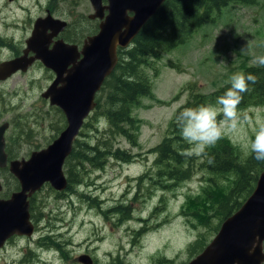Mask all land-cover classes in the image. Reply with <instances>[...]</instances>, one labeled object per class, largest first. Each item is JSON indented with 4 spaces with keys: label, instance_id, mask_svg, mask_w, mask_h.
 I'll use <instances>...</instances> for the list:
<instances>
[{
    "label": "rangeland",
    "instance_id": "rangeland-1",
    "mask_svg": "<svg viewBox=\"0 0 264 264\" xmlns=\"http://www.w3.org/2000/svg\"><path fill=\"white\" fill-rule=\"evenodd\" d=\"M25 2L24 12L17 2L0 0V14L19 19V27L3 26L1 31L17 40L23 38L29 13L34 15L39 10ZM76 8L78 12L71 18L74 24L92 11L87 5ZM246 41H252L251 48L241 55L240 48ZM124 52L122 62L128 60ZM9 54L7 49H0V61ZM257 56H264V0L225 8L221 16L192 28L183 43L162 49L161 58L148 59V64L140 66V73L150 80L153 96L142 97L132 111L140 121L139 129H133L139 135L136 146L122 135L112 136L105 114L111 91L105 87L99 91L96 98L102 97L100 107L96 102L86 117L79 142L91 146L109 143L114 149L121 147L138 156L130 163L110 157L100 168L88 162L68 166L74 180L82 178L85 184L74 183L73 190L67 192L46 184L32 202L36 231L31 241L18 236L1 253L0 264L18 263L24 256L22 250L30 252L24 257L28 264H84L79 261L83 254L91 255L94 264H188L198 246L210 243L217 234V218H212L208 228L191 215L182 214L186 197L197 193L202 184L207 185L203 180L206 175L197 171L191 180L164 193L162 187L149 181L150 176L158 179L159 170L152 149L167 135L171 120L193 93L209 94L230 84V77L243 73L244 65L264 67L252 63ZM46 74L34 68L0 81V123H10L9 145L19 157L29 158L35 150L47 147L67 125L62 109L42 96L48 83ZM125 79L135 78L126 74ZM238 116L237 129L224 136L239 146L245 158L250 154L245 145L264 124V107L239 109ZM228 178L217 180L226 186L233 180ZM6 186L15 189L16 183L8 180ZM163 193L167 208L155 214ZM116 206H130L132 217L120 221V214L112 210ZM197 207L194 200H189L188 211Z\"/></svg>",
    "mask_w": 264,
    "mask_h": 264
},
{
    "label": "trees",
    "instance_id": "trees-1",
    "mask_svg": "<svg viewBox=\"0 0 264 264\" xmlns=\"http://www.w3.org/2000/svg\"><path fill=\"white\" fill-rule=\"evenodd\" d=\"M255 0H168L159 9L158 13L146 24L141 33L133 40V44L125 50L128 60L120 61L112 74L105 79L103 88L111 91L108 101V108L105 112L109 122L112 136L125 137L131 144L139 145V135L134 130L139 129L140 121L135 119L132 111L140 104L144 96H153L152 85L148 78L140 73V66L148 64L150 58H161L162 49L173 48L184 42L187 33L192 28L201 27L205 22H210L214 17L221 16L223 10L233 4H252ZM243 73H251L257 78V82H249V90L242 94L238 105L239 109H246L253 105L264 107V67L244 65ZM130 75L135 79L127 80L125 76ZM230 84L211 92L193 93L189 101L179 108V111L186 107H198L200 105H215L217 97L224 94ZM101 95L98 97L97 108L101 103ZM162 101V100H161ZM165 104V102H161ZM175 115V116H176ZM222 116H218V119ZM134 129V130H133ZM189 145L182 139L180 131L175 124V117L171 120L168 133L152 151L156 153L155 165L157 180L149 179L155 185L163 188L164 193L177 187L180 184L191 180L197 171L205 174L203 179L207 185L202 186L197 193L186 197L188 207L189 200H194L197 208L190 211L182 206V214L191 215L198 224L203 227L212 225V218L219 220L214 232H218L222 222L238 210L254 192L258 177L264 171V162L257 161L250 153L244 158L239 148L231 139L224 136L214 146L206 150L201 157H184L180 153ZM138 154L122 149L113 148V145L91 146L88 142L80 143L79 137L74 142V147L67 158L65 172L68 176L69 185L65 189L72 191L74 183L85 184V180L72 177L68 166L74 162L84 165L85 162L100 168L110 157L117 161L132 162ZM233 179L230 185L219 184L217 178L227 177ZM142 179V178H141ZM203 183V182H202ZM228 188V189H227ZM163 193L160 203L155 207V214L167 205L164 201L166 195ZM112 210L120 214V221L131 218L130 206H116ZM207 219V220H206ZM199 245L196 254H199L209 244ZM196 245L192 246L195 249ZM191 250V248H190Z\"/></svg>",
    "mask_w": 264,
    "mask_h": 264
},
{
    "label": "water",
    "instance_id": "water-1",
    "mask_svg": "<svg viewBox=\"0 0 264 264\" xmlns=\"http://www.w3.org/2000/svg\"><path fill=\"white\" fill-rule=\"evenodd\" d=\"M164 1L111 0L110 15L103 23L101 33L88 40L80 61H75L74 58L70 61L77 65L79 70H75L76 79L69 82L72 86L68 87V90L76 89L79 86H85V90H87V99L81 100V106L78 109H75L76 103H70L64 99L60 98V101H54L53 98L57 92L55 88L63 87L65 84L63 80L68 76V74L64 76L66 73L64 69L56 70L57 78L48 90V94L51 96L52 104L58 105L66 115L68 125L52 143L42 150L33 152L29 159H16L9 162L10 171L19 179L21 189L15 191L8 199H0V248L14 235L33 236L36 226L31 216L30 197L34 193L41 190L46 183H50L58 191L68 188L69 181L64 165L73 150L74 142L85 118L96 106L95 94L100 91L106 77L114 71L118 63V46H128ZM128 9L135 12L131 19L127 16ZM124 25H126V29L122 30ZM69 46L67 44L65 46L66 55ZM46 55L44 53L43 56ZM73 56L75 55L72 54ZM30 63V61L20 58L2 64L0 79L8 77L20 68L25 70ZM49 63L51 64V62ZM82 63H86L87 71L80 69ZM59 83H62L60 87H58ZM65 107L70 109L69 112ZM70 112L72 116H70ZM5 127L6 125L0 128V167L8 165L3 136ZM63 138L64 144L60 151L54 155V161L52 158H47L45 163L41 164L40 156ZM54 169L59 179L53 175ZM23 209L27 214L25 227H23L21 219ZM257 237L260 238V241H264V171L260 174L251 196L237 212L225 219L214 239L188 264H263L264 252L259 245L250 254ZM79 261L84 264H93V258L89 254L80 256Z\"/></svg>",
    "mask_w": 264,
    "mask_h": 264
},
{
    "label": "flooded vegetation",
    "instance_id": "flooded-vegetation-1",
    "mask_svg": "<svg viewBox=\"0 0 264 264\" xmlns=\"http://www.w3.org/2000/svg\"><path fill=\"white\" fill-rule=\"evenodd\" d=\"M25 1L26 0H8V2L10 3L17 2L19 5V9L24 12L27 11V4ZM28 1L31 2L33 5L39 7V10L34 15L29 13L28 18L24 21L25 23L23 29L24 35L21 40H17L14 36L7 35L5 33H2L1 31V28L3 26L6 29L19 27L18 26L19 19L14 16L3 17L0 14V49H7L10 52L9 57L0 61V68L2 64L20 58H24L26 61H30L31 63L27 66L25 70L20 68L11 75H9L8 77L0 79V81L8 80L11 77H13L15 74L27 73L34 68H38L39 70L45 71L47 73L45 79L48 81V83L45 85L47 87L43 91L42 96L45 99H48L50 102L51 96L48 94V90L56 81L57 78L56 70L71 69L74 65L73 62H70L72 58H74L75 61L76 60L80 61L83 58V50L85 44L88 42L90 38L95 37L101 33L103 23L107 21V18L110 15L109 6L111 0H28ZM85 5H87V7H89L90 10L92 11L89 12L88 16L80 17L78 19L77 24H74L71 18L74 15H76V13L78 12V8L76 7L85 6ZM157 13H155L151 18H149L146 21L142 29L135 36V38L141 33V31L146 26V24ZM134 15L135 12L129 9L127 10V16L129 19L133 18ZM125 29H126V25L122 27V30ZM66 44L70 45L69 50H67V53L69 54L71 53L75 56H73L71 59H68V61L65 62V56H67L65 54ZM44 53L47 54L45 57L43 56ZM49 62H51L52 65ZM66 74L67 73H64V76ZM61 85L62 83H59L58 87H60ZM4 125H6V127L3 136L5 141V151L8 155V163H7L8 165L7 166L5 165L4 167H0V184H1L0 199H8L15 191L21 189L20 188L21 184L19 182V179L10 171L9 162L16 159L30 158V157L28 158L27 156L19 157V154H17V152L10 147L9 138H8V130L10 127V123L8 121H4L0 123V128L3 127ZM39 150H35V151H39ZM8 180H12L16 183L15 189H9V187L6 186V181ZM44 186L42 187V189L44 188ZM39 191H37L36 193H34L32 197H30L31 216H32V202L34 201L36 194ZM33 222L35 223L34 220ZM35 231H36V227H35ZM18 236L20 235H14L6 241L5 245L2 248H0V255L6 248H8L15 241L16 238H18ZM20 238L26 239L28 241H31L32 239L27 236L25 237L20 236ZM27 247L29 248L30 245H28ZM22 251L24 256L16 264H28V259L24 257H26V255L30 252L29 250H22ZM15 262L16 261H14V263Z\"/></svg>",
    "mask_w": 264,
    "mask_h": 264
},
{
    "label": "clouds",
    "instance_id": "clouds-1",
    "mask_svg": "<svg viewBox=\"0 0 264 264\" xmlns=\"http://www.w3.org/2000/svg\"><path fill=\"white\" fill-rule=\"evenodd\" d=\"M252 41H246L240 48L241 55L247 54L251 48ZM236 59L235 53L233 54ZM223 63V62H221ZM252 63L264 66V56H257ZM249 82L255 84L257 78L249 73H234L230 77V87L223 95L217 97L215 105H200L198 107H186L175 116V124L180 131L182 139L189 145L180 154L184 157H201L206 150L220 141L226 132H233L240 123L238 116V105L242 94L249 90ZM218 116L222 118L218 119ZM245 148L257 161L264 162V124L260 125ZM264 252V241L256 238L252 245L250 254L257 246Z\"/></svg>",
    "mask_w": 264,
    "mask_h": 264
},
{
    "label": "bare ground",
    "instance_id": "bare-ground-1",
    "mask_svg": "<svg viewBox=\"0 0 264 264\" xmlns=\"http://www.w3.org/2000/svg\"><path fill=\"white\" fill-rule=\"evenodd\" d=\"M117 30L118 29H117V26H116V31ZM71 58H72V54L71 53L70 54L67 53V56H65V62L68 61V59H71ZM85 66H86V63L80 64V69L82 68L83 70H86ZM78 68L79 67L77 65H74V67L72 69H64L65 72L68 74L67 78L63 80V82L65 84L61 88H55V90L57 89V92H55V98H53L55 102L60 101V98H61L62 100L63 99L67 100L70 103H76V108L75 109H78L79 106H81V102L87 99V90H85V86H79L76 89H73V90L70 89V91L68 90V87L72 86L71 83H69V82L72 79H76V71L75 70H77ZM83 92H85L84 95H83ZM83 96H84V98H83ZM65 108H66V110H68L67 107H65ZM69 110H68V112H69ZM69 114H70V116H72L71 112ZM63 144H64V138L62 140H60L53 148H51L50 150L44 152L40 156V163L44 164L45 163V159H47V158H52V160L54 161V159H53L54 155L58 151H60V149L62 148ZM53 175L56 177V179H59L55 169H54ZM26 218H27V214H26V211H24V209H23V211L21 212V219H22V222H23V227L26 226Z\"/></svg>",
    "mask_w": 264,
    "mask_h": 264
}]
</instances>
